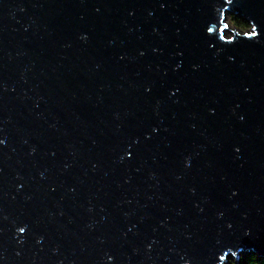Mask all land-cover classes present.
Instances as JSON below:
<instances>
[{
	"label": "water",
	"instance_id": "95a60500",
	"mask_svg": "<svg viewBox=\"0 0 264 264\" xmlns=\"http://www.w3.org/2000/svg\"><path fill=\"white\" fill-rule=\"evenodd\" d=\"M242 252L264 259V0H0V264Z\"/></svg>",
	"mask_w": 264,
	"mask_h": 264
},
{
	"label": "trees",
	"instance_id": "16d2710c",
	"mask_svg": "<svg viewBox=\"0 0 264 264\" xmlns=\"http://www.w3.org/2000/svg\"><path fill=\"white\" fill-rule=\"evenodd\" d=\"M232 22L241 30H248L250 28V24L243 18L232 16ZM231 264H264V259H260L258 255L251 254L243 256L239 262L232 261Z\"/></svg>",
	"mask_w": 264,
	"mask_h": 264
},
{
	"label": "rangeland",
	"instance_id": "374dc122",
	"mask_svg": "<svg viewBox=\"0 0 264 264\" xmlns=\"http://www.w3.org/2000/svg\"><path fill=\"white\" fill-rule=\"evenodd\" d=\"M228 19H227V24H228V26H229V31H228V36H232V34H233V32L235 31V30H240V31H244V30H241L240 28H237L234 24H233V22H232V15L231 14H229L228 15V17H227ZM250 28H251V25H250ZM249 28V29H250ZM233 31V32H232ZM246 31V30H245ZM246 255H249V254H245V253H241L240 254V257L239 258H235L234 256H232V258H229L230 259V262H232V261H234V262H239L241 259H242V257L243 256H246ZM261 259V258H260Z\"/></svg>",
	"mask_w": 264,
	"mask_h": 264
},
{
	"label": "bare ground",
	"instance_id": "6f19581e",
	"mask_svg": "<svg viewBox=\"0 0 264 264\" xmlns=\"http://www.w3.org/2000/svg\"><path fill=\"white\" fill-rule=\"evenodd\" d=\"M229 259V258H228Z\"/></svg>",
	"mask_w": 264,
	"mask_h": 264
}]
</instances>
